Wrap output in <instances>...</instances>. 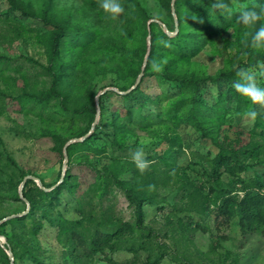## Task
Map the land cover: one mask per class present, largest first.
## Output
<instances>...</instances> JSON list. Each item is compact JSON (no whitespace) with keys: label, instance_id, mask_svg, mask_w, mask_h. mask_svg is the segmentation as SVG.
Here are the masks:
<instances>
[{"label":"rangeland","instance_id":"1","mask_svg":"<svg viewBox=\"0 0 264 264\" xmlns=\"http://www.w3.org/2000/svg\"><path fill=\"white\" fill-rule=\"evenodd\" d=\"M14 1L22 11L0 0V264H11L9 251L13 264H149V258L155 264H264V226L244 233L235 212L227 226L216 227L219 197L236 195L241 200L246 185L264 176L260 149L247 170L217 168L213 162L224 145L256 139L251 132L255 123H246V111L237 109L229 84L202 82L193 90L161 76L213 77L237 66L259 72L264 62L253 61L264 51L244 45L251 39L244 34L255 28L238 23L239 10L233 6L230 17L223 15L227 27L211 32L199 4L181 1L178 12L186 19V30L180 41L189 37L196 44L185 51L175 50L181 42L172 39L178 33L172 0H165L169 5L162 0H120L125 12L115 20L98 0ZM254 2L264 0H240L249 7ZM125 21L130 23L123 25ZM177 22L179 26L178 17ZM67 23L68 35L77 36L62 38L57 59L71 65L62 67L71 96L51 99L49 44L57 26ZM76 23L86 30L78 32ZM150 25L155 51L160 52L152 61L161 62V72L152 70V61L144 66ZM142 72L128 99L106 94L108 88L130 90ZM257 83L264 87V76L258 75ZM97 109L99 119L92 129ZM84 136L70 144L79 147L68 153V141ZM138 147L153 161L150 169L162 175L155 204L142 207L144 224L153 234L139 242L142 247L126 238L123 248L104 246L91 254L82 246L83 237H92L103 212L110 211L121 222L134 220V208L120 189L111 185L102 196L101 188L106 187L102 178L113 173L134 183L131 152ZM26 176L33 179L22 187ZM205 198L208 211L192 209ZM74 226L78 234L70 232Z\"/></svg>","mask_w":264,"mask_h":264},{"label":"trees","instance_id":"2","mask_svg":"<svg viewBox=\"0 0 264 264\" xmlns=\"http://www.w3.org/2000/svg\"><path fill=\"white\" fill-rule=\"evenodd\" d=\"M7 4H9L10 8L13 10H21V7L17 5L14 0H5ZM184 0H176L175 1V10L177 13L178 21H179V30L175 37V40L181 42L180 45L176 46L175 50H182L190 51L192 48H195L196 44L189 41V37H187L186 41H180L182 36L184 35V31L186 30L185 22L186 19L182 18L179 15L178 8L180 2ZM189 3H192L193 0H185ZM163 3L168 4V1L162 0ZM195 4H199L200 9L206 14L205 21L208 24L209 30L211 32H220L225 29L228 25V20L223 17V15L217 11L209 14V9L211 8L212 3L214 0H194ZM193 4V3H192ZM44 17L46 20V15L50 10L49 2H47L44 6ZM192 16V15H190ZM192 20H195V17H191ZM207 19H210L209 21ZM197 20V19H196ZM130 22H123V25L129 24ZM202 23V22H201ZM56 24V23H55ZM204 24L202 23V26ZM78 30V32H83L86 30L85 27L81 26L80 24L74 25ZM154 25H150L148 27V34L151 38L150 43V51L149 56L147 58V68L152 61L154 56L160 54L157 53V49L154 43V33H153ZM204 28V27H202ZM206 28V27H205ZM70 30V25L63 24L60 25V28L52 34V38L49 44V63L50 66L48 67L49 75L52 78L51 82V99L63 96L66 98L71 96L67 83L68 81L64 79L62 70L64 68H70V64H62L60 60L57 58L59 57L60 46L62 44V38L66 41L73 40L77 35H68V31ZM90 34V32H89ZM87 36V35H86ZM199 37V35H197ZM119 40H123V35L119 37ZM204 39H202V42ZM75 42V40H74ZM77 42V41H76ZM171 43L173 41H170ZM116 43H118L116 41ZM244 44V43H243ZM248 46V44H244ZM123 48V47H122ZM251 51L250 49H248ZM196 51V49H195ZM193 55V54H192ZM257 62H264V53L258 55L253 64ZM64 67V68H62ZM73 68V67H72ZM239 70V66L231 67L225 70L220 71L216 76H201V77H185L184 79H178L174 76L168 75L167 73H162L165 79L169 81H176L181 83L185 88H190L193 90H198L199 84L202 82H210L212 84H229V92L232 93L233 97H235L237 102V109L241 110V107L247 111L249 108L254 107L251 105L247 98L242 97L239 95L232 87V84L235 80L238 79L236 72ZM124 87L119 88L118 90H124ZM108 93H114V91H108ZM130 93L125 94L122 96L123 99H128L130 97ZM231 95V96H232ZM36 99L38 97H35ZM72 98H77V96L72 95ZM47 100V99H45ZM193 100H196L193 97ZM83 103H86V98L81 100ZM197 102V101H195ZM197 110L198 107L196 108ZM259 110V109H258ZM260 111V110H259ZM96 110L92 108V114H95ZM261 113V112H260ZM256 130H252V134L256 135V139H253L249 136V138L243 139L239 138L236 142H230L228 145H224L221 147L219 154L213 160L216 164L217 168H221L222 166H233L235 169L238 170H247L250 168L254 163H249L251 159L254 158V154L256 153L257 149L264 151V114H260L255 121ZM87 131V130H85ZM85 131L78 134L81 136ZM241 134V132H239ZM88 140L84 141L83 144H86ZM171 147L175 146V141L170 142ZM79 147L78 145H69L67 148L68 153H71L74 149ZM264 155V154H262ZM153 160V159H152ZM162 163L167 164V160L162 158L160 160ZM264 162V161H261ZM258 163V164H261ZM264 164V163H262ZM132 174L134 175V183H129L120 180L115 176V174H107L102 178L104 180L106 187L104 189L101 188L102 196L108 193V188L111 185H114L116 188L120 189L122 193L125 195L129 205L134 208L133 210V217L134 220L131 222H121L114 218V215L109 212H103L101 221L96 223V228L94 229V233L92 237H83V245L88 246L89 253H96L102 251L104 246H109L110 248L120 249L124 247V240L129 238L132 244H138L140 247L139 242L143 241L146 237H150L153 234L152 227H148L144 224L143 218V204L154 205L156 202V189L159 184V180L162 178V175L156 168L148 169L143 174L139 172L135 165H133ZM68 177V175H67ZM103 182V183H104ZM28 184L31 181L27 182ZM66 185V179L64 180L63 186ZM149 185H154L153 190H149ZM27 186V185H26ZM36 190L39 191L38 188ZM244 190V196L241 200H239V196L233 195L228 196L224 199L220 198V203L217 205V215H216V227L220 230L222 227L227 226L229 220L232 216L237 212L240 216L239 225L244 233L256 230L257 228H261L264 226V176L258 177L254 180L253 183L246 185ZM196 191L194 190L192 194H195ZM24 196L27 197L29 200L30 198L24 192ZM195 208H192L195 211L200 213H204L209 210L210 201L205 198L202 201H196ZM84 229V228H83ZM192 229V226L189 225V230ZM79 227L74 226L70 229V232L74 234H78ZM191 232V231H190ZM157 258V257H156ZM159 258V256H158ZM149 264H155L157 260L155 258H149Z\"/></svg>","mask_w":264,"mask_h":264},{"label":"clouds","instance_id":"3","mask_svg":"<svg viewBox=\"0 0 264 264\" xmlns=\"http://www.w3.org/2000/svg\"><path fill=\"white\" fill-rule=\"evenodd\" d=\"M99 7L115 20L125 12V7L120 0H98ZM235 6L239 10L237 17L238 23L244 25L248 29L255 28V32H246L245 37L251 36L248 41V46L257 51H264V23L260 24L259 28L256 25L264 21V2H254L251 7L240 3V0H231V4L225 3L224 0H215L209 9V14L219 11L222 15L231 16L232 7ZM202 22V21H201ZM160 43L164 47H171V45L161 40ZM259 72L249 69H239L236 72L238 77L232 84L233 89L242 97L247 98L254 107L249 108L244 116L246 123L249 125L255 123L258 116L261 114L258 109H264V87L257 83V76H264V63L258 65ZM152 70L154 72H161V62L153 60ZM131 160L136 168L142 174L146 172L153 161L146 158L143 147H138L131 152ZM154 185H149V190L154 189Z\"/></svg>","mask_w":264,"mask_h":264},{"label":"water","instance_id":"4","mask_svg":"<svg viewBox=\"0 0 264 264\" xmlns=\"http://www.w3.org/2000/svg\"><path fill=\"white\" fill-rule=\"evenodd\" d=\"M175 1H176V0H172L171 11H172V16H173L174 21H175V29H176L175 32H177V31H178V22H177V17H176V12H175ZM171 35H174V33H172ZM148 45H149V47H150V35L148 36ZM149 51H150V49H148V52H147V55H146V59H145V61H144V66H145L146 63H147V58H148V56H149ZM143 69H144V67H143ZM143 69H142V70H143ZM142 75H143V72L139 75V77H138V79H137L135 85H134L130 90H128V91L121 92V91L118 90L117 88H108V89H106L105 91H106V92H107V91H114V92H116V93H118V94H124V95H125V94L129 93L132 89L136 88V87L139 85V82H140V80H141ZM98 100H99V96L97 97V104H98ZM98 119H99V110L97 109L96 119H95V121H94V123H93V125H92V129H94L96 123L98 122ZM86 136H87V135H86ZM86 136L82 137L81 139H73V140L68 141V143L66 144V147H67L68 145H70L73 141H79V142H80V141H83V140L86 138ZM64 153H65V158H66V150H64ZM64 169H65V167L63 168V170H64ZM29 179H33V178H32L31 176H26L21 186L23 187L24 184H25V182H26L27 180H29ZM36 180H37V179H36ZM62 180H63V176L61 177V181H62ZM37 181H38V180H37ZM38 185H39V187H40L41 189L47 190V189L44 188V186L42 185V183H41L40 181H38ZM23 214H24V213H23ZM11 218H13V217L11 216V217H8V218H6V219H11ZM4 220H5V219H4ZM9 258H10V260H11V264H13V263H12V262H13V257H12V254H11L10 251H9Z\"/></svg>","mask_w":264,"mask_h":264}]
</instances>
